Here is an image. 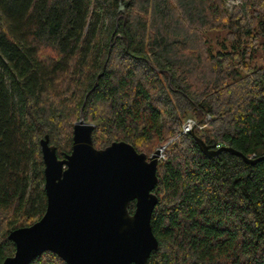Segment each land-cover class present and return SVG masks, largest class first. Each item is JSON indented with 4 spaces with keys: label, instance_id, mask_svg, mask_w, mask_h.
I'll use <instances>...</instances> for the list:
<instances>
[{
    "label": "trees",
    "instance_id": "1",
    "mask_svg": "<svg viewBox=\"0 0 264 264\" xmlns=\"http://www.w3.org/2000/svg\"><path fill=\"white\" fill-rule=\"evenodd\" d=\"M228 1L0 0V264L16 252L10 233L47 209L41 140L63 159L81 118L97 149L151 154L174 139L149 264H264V160L210 158L182 134L210 116L195 129L207 145L264 156V0ZM32 264L66 263L46 252Z\"/></svg>",
    "mask_w": 264,
    "mask_h": 264
},
{
    "label": "water",
    "instance_id": "2",
    "mask_svg": "<svg viewBox=\"0 0 264 264\" xmlns=\"http://www.w3.org/2000/svg\"><path fill=\"white\" fill-rule=\"evenodd\" d=\"M94 130L81 118L74 126L72 151L63 159L49 136L41 140L47 209L32 226L10 233L16 252L2 264H32L46 252L66 264H149L159 249L151 220L159 203L154 191L161 149L148 156L125 141L97 149ZM189 134L210 158L230 152L251 165L264 160L217 148V142L207 145L195 127Z\"/></svg>",
    "mask_w": 264,
    "mask_h": 264
},
{
    "label": "rangeland",
    "instance_id": "3",
    "mask_svg": "<svg viewBox=\"0 0 264 264\" xmlns=\"http://www.w3.org/2000/svg\"><path fill=\"white\" fill-rule=\"evenodd\" d=\"M240 0H230L227 2V7H228V10H231L232 6L235 4V3H239ZM210 39L211 41L213 42L214 46L217 47V42L218 41H223L224 40V33H221V32H217L215 33L214 35H211L210 36ZM261 43H262V48L261 50L258 52L257 56H256V59H255V64L257 66H263L264 65V38L261 39ZM218 48V47H217ZM191 119V118H190ZM192 119H195V118H192ZM94 125V124H93ZM174 139H172L169 143L165 144V145H161L159 147H157V149L154 151L156 152L157 150L161 149L162 147H167ZM166 151V150H164ZM153 152V153H154ZM167 152V151H166ZM166 152H165V160L167 159V155H166ZM153 153L151 154H147L148 156H151ZM161 161H164V159H162ZM159 161V163L161 162Z\"/></svg>",
    "mask_w": 264,
    "mask_h": 264
},
{
    "label": "built area",
    "instance_id": "4",
    "mask_svg": "<svg viewBox=\"0 0 264 264\" xmlns=\"http://www.w3.org/2000/svg\"><path fill=\"white\" fill-rule=\"evenodd\" d=\"M211 120V117L210 116H207L206 119L202 122V123H197L195 120L193 119H188L183 127H182V134H188L190 132V130L195 127L196 128H199V129H204L206 127V124L209 123V121ZM221 147V145H218L217 148ZM165 147H162L161 148V157H160V161L162 159L165 160Z\"/></svg>",
    "mask_w": 264,
    "mask_h": 264
}]
</instances>
